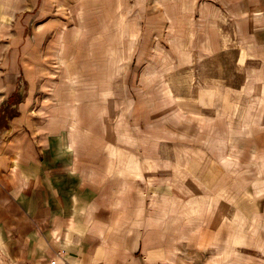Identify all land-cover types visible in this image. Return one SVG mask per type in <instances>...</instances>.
I'll return each mask as SVG.
<instances>
[{
    "label": "rangeland",
    "instance_id": "obj_1",
    "mask_svg": "<svg viewBox=\"0 0 264 264\" xmlns=\"http://www.w3.org/2000/svg\"><path fill=\"white\" fill-rule=\"evenodd\" d=\"M60 1L37 23L56 25L41 48L55 90L41 97L59 103L58 134L80 117L109 165L117 118L123 132L146 119L155 163L113 160L144 185L155 169L146 190L169 208L155 221L171 262L264 264V0Z\"/></svg>",
    "mask_w": 264,
    "mask_h": 264
},
{
    "label": "crops",
    "instance_id": "obj_2",
    "mask_svg": "<svg viewBox=\"0 0 264 264\" xmlns=\"http://www.w3.org/2000/svg\"><path fill=\"white\" fill-rule=\"evenodd\" d=\"M53 4L59 10V0H0V264H173L169 232L155 221L169 208L154 207L163 199L151 201L146 190L155 169L144 185L114 161L119 152L126 160L142 153L155 163L146 119L133 115L123 132L117 118L119 151H109V165L90 151L80 117L66 139L58 134L59 103L41 97L55 90L41 51L42 32L55 23L37 27Z\"/></svg>",
    "mask_w": 264,
    "mask_h": 264
},
{
    "label": "built area",
    "instance_id": "obj_3",
    "mask_svg": "<svg viewBox=\"0 0 264 264\" xmlns=\"http://www.w3.org/2000/svg\"><path fill=\"white\" fill-rule=\"evenodd\" d=\"M51 264H54V260H51Z\"/></svg>",
    "mask_w": 264,
    "mask_h": 264
},
{
    "label": "bare ground",
    "instance_id": "obj_4",
    "mask_svg": "<svg viewBox=\"0 0 264 264\" xmlns=\"http://www.w3.org/2000/svg\"><path fill=\"white\" fill-rule=\"evenodd\" d=\"M9 18H10V16H9ZM10 19H11V18H10ZM139 173H142V172L139 171ZM140 175H141V174H140Z\"/></svg>",
    "mask_w": 264,
    "mask_h": 264
}]
</instances>
